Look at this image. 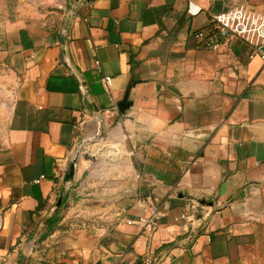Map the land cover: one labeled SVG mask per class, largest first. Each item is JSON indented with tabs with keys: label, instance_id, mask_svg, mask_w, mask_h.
I'll use <instances>...</instances> for the list:
<instances>
[{
	"label": "crops",
	"instance_id": "crops-1",
	"mask_svg": "<svg viewBox=\"0 0 264 264\" xmlns=\"http://www.w3.org/2000/svg\"><path fill=\"white\" fill-rule=\"evenodd\" d=\"M238 7L264 15V0H0V264H264V62L238 37L195 39ZM113 119L135 143L128 181L63 213L82 133ZM152 209L154 232L129 223Z\"/></svg>",
	"mask_w": 264,
	"mask_h": 264
},
{
	"label": "rangeland",
	"instance_id": "rangeland-1",
	"mask_svg": "<svg viewBox=\"0 0 264 264\" xmlns=\"http://www.w3.org/2000/svg\"><path fill=\"white\" fill-rule=\"evenodd\" d=\"M4 102V98L0 96V138L5 131V122L10 111ZM145 143L138 141L139 155ZM134 144V142L123 140L122 130L115 119L111 120L109 124H95L85 130L80 143L74 150V155L79 161L80 171L85 169L77 186L83 182L84 188L74 195L73 201L65 205L62 212L68 213L72 209L93 212L110 198L112 188L127 182L129 176L127 172L134 163V157L131 154ZM114 145H119L121 154L114 155L112 153ZM90 150L96 151L95 160L84 159V154H89ZM87 182L90 185L87 186ZM100 208L104 209L105 206Z\"/></svg>",
	"mask_w": 264,
	"mask_h": 264
},
{
	"label": "built area",
	"instance_id": "built-area-1",
	"mask_svg": "<svg viewBox=\"0 0 264 264\" xmlns=\"http://www.w3.org/2000/svg\"><path fill=\"white\" fill-rule=\"evenodd\" d=\"M213 27L211 31H201L195 34V39L200 42L201 47L206 50H218L222 44L226 45L228 39L238 37L253 48V56H259L264 62V15L248 11L244 7L234 8L228 12L213 15ZM226 38L223 42L221 39ZM100 65V62H97ZM103 82L107 88L111 87L112 78L105 77ZM67 169L62 170L58 177L62 180L66 177ZM196 206H192L191 212L182 215L181 219L193 226L196 217ZM159 212L152 209L149 213L138 219L129 221L146 233L154 232L158 227ZM147 264H152L151 262Z\"/></svg>",
	"mask_w": 264,
	"mask_h": 264
},
{
	"label": "water",
	"instance_id": "water-1",
	"mask_svg": "<svg viewBox=\"0 0 264 264\" xmlns=\"http://www.w3.org/2000/svg\"><path fill=\"white\" fill-rule=\"evenodd\" d=\"M79 2H87V3H90L94 0H78ZM223 13V11L221 10H215V13L216 15L218 14H221ZM132 106V103L128 101V95L126 96V98L119 104V110L120 112L122 113H125L128 109H130V107ZM84 159L85 160H95L94 157H91L88 153H85L84 154ZM78 158H74L71 162V165H70V168H69V173H68V176H67V183L69 185H72L75 181H76V178H77V173H78ZM62 202H63V198H60L58 200V203H57V206H56V209L55 211H57L61 205H62Z\"/></svg>",
	"mask_w": 264,
	"mask_h": 264
},
{
	"label": "trees",
	"instance_id": "trees-1",
	"mask_svg": "<svg viewBox=\"0 0 264 264\" xmlns=\"http://www.w3.org/2000/svg\"><path fill=\"white\" fill-rule=\"evenodd\" d=\"M57 217V214H56V216H54L51 220H50V223H54V222H56V218Z\"/></svg>",
	"mask_w": 264,
	"mask_h": 264
}]
</instances>
